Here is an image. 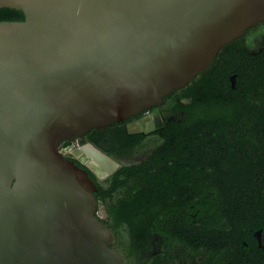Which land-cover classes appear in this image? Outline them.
Masks as SVG:
<instances>
[{
	"label": "water",
	"instance_id": "obj_1",
	"mask_svg": "<svg viewBox=\"0 0 264 264\" xmlns=\"http://www.w3.org/2000/svg\"><path fill=\"white\" fill-rule=\"evenodd\" d=\"M2 8L24 20L0 21V264H126L88 173L106 180L121 162L86 142L71 153L84 169L60 144L162 106L264 23V0H0Z\"/></svg>",
	"mask_w": 264,
	"mask_h": 264
},
{
	"label": "trees",
	"instance_id": "obj_2",
	"mask_svg": "<svg viewBox=\"0 0 264 264\" xmlns=\"http://www.w3.org/2000/svg\"><path fill=\"white\" fill-rule=\"evenodd\" d=\"M23 20L21 11L0 9V21ZM181 91L165 98L171 102L163 111L175 116L182 111V121L158 126V141L146 160L124 165L104 183L88 170L107 214L102 221L116 232L117 246L129 244L128 257L140 255L139 247L155 235L168 249L188 247L203 230L237 225L236 215L254 221L264 195V168L258 164L264 156V50L250 54L236 40ZM213 91L220 95L213 97ZM124 123L92 130L88 141L116 159L136 155L145 136L128 132Z\"/></svg>",
	"mask_w": 264,
	"mask_h": 264
},
{
	"label": "flooded vegetation",
	"instance_id": "obj_3",
	"mask_svg": "<svg viewBox=\"0 0 264 264\" xmlns=\"http://www.w3.org/2000/svg\"><path fill=\"white\" fill-rule=\"evenodd\" d=\"M237 40H242L244 49L250 54H257L259 51L264 50V23H259L254 28L247 30L244 36ZM201 75L203 74L193 79L190 84ZM230 81L232 88H235L237 74L232 73L230 75ZM188 86L177 90L178 95L181 96L183 94L181 90L186 89ZM211 93L213 97H215V93L216 96L220 95L218 91ZM170 102L171 98L169 97L164 101L162 106L151 108L137 117H132L124 121L128 132L132 134H143L145 136L142 142L143 145L151 140L157 142L158 139L154 133L158 130L159 125L172 120H176L178 123L182 121V111H179V115L177 116L172 114L171 111L164 113L163 110L170 107ZM87 134L82 138L64 141L59 147L67 148L74 145L77 141L80 144H85L89 142ZM154 149H149L139 161L146 160ZM260 155L258 164L263 169L264 156L262 154ZM125 158H128V156L126 155L125 157L117 159L122 164L120 168L124 165H129L122 163ZM161 167L163 168L164 165ZM107 179L97 181L104 183ZM262 181H264V178H262ZM261 199H263L262 204H264V195L259 197V202L257 203L258 212L254 221L236 215L237 219L234 223L238 224L233 227L209 228L206 230L200 228V230L205 231L202 234L203 236L195 237L193 243L188 247L175 244L172 248L168 249L163 237L155 235L151 242L149 240L147 245L144 244L139 247L140 255L128 257L124 252H128L127 248L129 249V244L125 248L117 246L118 238L116 232L112 229L114 234L113 246L123 252L126 264L137 263L138 261L141 264H153L158 256L162 259L161 264H264V209L262 210ZM210 206L213 207L211 204ZM221 219L226 221L224 215Z\"/></svg>",
	"mask_w": 264,
	"mask_h": 264
},
{
	"label": "rangeland",
	"instance_id": "obj_4",
	"mask_svg": "<svg viewBox=\"0 0 264 264\" xmlns=\"http://www.w3.org/2000/svg\"><path fill=\"white\" fill-rule=\"evenodd\" d=\"M157 142L155 141H149L146 144L142 145V147H139V149H137L138 154L133 155L131 157L125 158L123 159L122 163L123 164H131V163H135L138 162L139 160L142 159V156L148 152L149 149H151L153 146H155ZM97 215L98 217H100L101 219L106 220L107 219V214L105 212V207L102 204H99L97 206Z\"/></svg>",
	"mask_w": 264,
	"mask_h": 264
},
{
	"label": "bare ground",
	"instance_id": "obj_5",
	"mask_svg": "<svg viewBox=\"0 0 264 264\" xmlns=\"http://www.w3.org/2000/svg\"><path fill=\"white\" fill-rule=\"evenodd\" d=\"M78 151H79V150H78ZM78 151H77V152L74 151V154L76 153L75 155H77V154H78ZM79 156H81V158H82L83 161H85V162L88 163L91 167H93V168L96 170V172L98 173V175H101V172H100L101 170L98 169L97 165L94 163V161L91 160L90 157H87V156L84 155V154H83V155H82V154H81V155L79 154Z\"/></svg>",
	"mask_w": 264,
	"mask_h": 264
},
{
	"label": "built area",
	"instance_id": "obj_6",
	"mask_svg": "<svg viewBox=\"0 0 264 264\" xmlns=\"http://www.w3.org/2000/svg\"><path fill=\"white\" fill-rule=\"evenodd\" d=\"M81 145L82 144L78 143L77 141L74 145L67 147V148H60V150L62 153H64V155L71 156V153L73 152V150L80 148Z\"/></svg>",
	"mask_w": 264,
	"mask_h": 264
}]
</instances>
